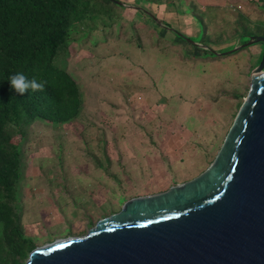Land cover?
<instances>
[{"label":"crops","instance_id":"crops-1","mask_svg":"<svg viewBox=\"0 0 264 264\" xmlns=\"http://www.w3.org/2000/svg\"><path fill=\"white\" fill-rule=\"evenodd\" d=\"M117 1L121 5H116L112 17H102L106 19L104 21L99 18L97 24L95 17L74 25L66 69L80 85L83 97V109L76 120L83 118L91 128L93 123L99 127L101 124L114 123L116 125L109 131L105 130L106 133L111 132L112 137L117 135V138L124 137L127 141L111 148L108 142L105 148L98 145V148L90 151L88 160L73 164L70 168L73 172L61 182L64 189L60 182L54 183L57 191L52 190L53 198L50 200L54 209L50 206L49 210L57 220L61 214L56 215V210L62 214L64 211L69 216L76 209L79 210L81 205L78 200L90 203L96 201L97 197L116 196L117 203L123 196L128 199L136 197L134 194L127 195L133 190L135 181L151 180L152 174L156 172L154 169H160L162 147L176 138L169 129H159L162 123L159 115L166 113L163 120H170L167 109L164 110L162 105L157 113L153 111L159 106L155 103L157 94L153 92L150 80L151 73L155 71L156 59L170 56L176 68L183 69L182 66H186L185 56H189L188 67L195 68L199 56L192 48L207 50L202 47L205 46L212 49L210 46L215 43L214 37L228 33L230 49H237L234 55L225 58L232 67L230 72L235 78L232 83L240 86L241 91L248 92L251 73L262 58L263 43L257 42L246 48L243 47L242 38L244 42H249L264 37V0ZM197 18L206 27L207 43L201 41L197 45H186L188 42L182 37L192 39L199 34ZM213 55L225 56L221 53ZM211 62V66L220 65L217 61ZM157 64L161 65L159 61ZM137 93L144 101L141 106L133 101ZM132 116L145 124L158 125L160 139H156V148L150 147L144 140H134L140 135H134L129 125ZM103 157L107 160L106 165ZM38 192L43 194L42 190Z\"/></svg>","mask_w":264,"mask_h":264},{"label":"water","instance_id":"water-1","mask_svg":"<svg viewBox=\"0 0 264 264\" xmlns=\"http://www.w3.org/2000/svg\"><path fill=\"white\" fill-rule=\"evenodd\" d=\"M25 264H264V49L203 174L125 202L85 236L36 247Z\"/></svg>","mask_w":264,"mask_h":264},{"label":"rangeland","instance_id":"rangeland-1","mask_svg":"<svg viewBox=\"0 0 264 264\" xmlns=\"http://www.w3.org/2000/svg\"><path fill=\"white\" fill-rule=\"evenodd\" d=\"M99 18L103 19L96 17V24ZM200 27L199 34L189 39L190 42L187 41L186 45L189 43L197 45L201 41L207 43ZM213 40L215 43L210 46L212 49L192 48L199 56L195 68L188 67L189 56H185L186 66L183 65V69H177L176 63L170 56L166 59H156L155 68L153 66L155 71L151 73L150 80L153 92L157 94L155 103L159 106L153 111L157 113L162 105L164 110L167 109L170 120L164 121L166 113H160L159 119L162 123L159 129H169L176 139H172L169 145L164 143L166 146H161L162 164L160 169H154L156 172L152 174L151 180L135 181L133 190L127 195L134 194L137 195L136 197L128 199L123 196L119 201L117 200V203H115L116 196L97 197L96 201L90 203H82L78 200L81 205L79 210L76 209L71 216L64 211L62 214L60 210H56V215H61L60 219H54L55 216L51 215L49 210L50 200L53 198L52 190L57 191L54 183L60 182L64 189V184L61 182L66 175L73 172L70 168L72 169L74 163L80 164L84 159L88 160L90 151L98 148V145L105 148V143L108 142L110 148L121 146L127 139L117 138V135L112 137L111 132L106 133L105 130L116 125L114 123L101 124L100 127L93 123L92 130L81 117L71 124L59 127L42 122L29 127L24 142L23 179L18 193L22 198V224L25 233L34 241L36 247L61 239L85 236L100 219L117 213L125 202L164 192L194 180L205 172L220 150L247 93V90L241 91L240 86L232 83L235 78L230 72L231 64L225 58L235 53L221 57L213 55V52L226 53L234 49H230V35L223 33L215 36ZM244 41L245 39L242 38V44L248 42ZM158 61L161 65L157 64ZM211 61H217L220 65L211 66ZM56 64L61 68L65 67L63 61H58ZM187 68L189 69L186 70ZM133 99L137 105L144 102L140 94L135 95ZM149 118L151 119V116ZM155 118L154 115L153 119ZM130 119L129 125L134 135L135 133L140 135L134 140L137 142L144 140L150 147L156 148V139H160V135L157 134L158 125L145 124L141 119L135 120L133 116ZM106 162L107 160L104 159L105 165ZM39 190H42L43 194L38 192ZM117 190L119 191V188ZM123 199L128 200L123 201ZM25 263L26 260L21 264Z\"/></svg>","mask_w":264,"mask_h":264},{"label":"trees","instance_id":"trees-1","mask_svg":"<svg viewBox=\"0 0 264 264\" xmlns=\"http://www.w3.org/2000/svg\"><path fill=\"white\" fill-rule=\"evenodd\" d=\"M115 7L112 0H0V264H21L36 248L22 224L18 193L29 127L66 125L83 109L80 85L65 68L72 29L86 19L112 17ZM16 73L46 81L45 90L18 94L9 80Z\"/></svg>","mask_w":264,"mask_h":264},{"label":"clouds","instance_id":"clouds-1","mask_svg":"<svg viewBox=\"0 0 264 264\" xmlns=\"http://www.w3.org/2000/svg\"><path fill=\"white\" fill-rule=\"evenodd\" d=\"M11 87L20 95L31 90L32 92H43L45 90L46 81H37L36 78L31 80L23 73H16L9 78Z\"/></svg>","mask_w":264,"mask_h":264}]
</instances>
